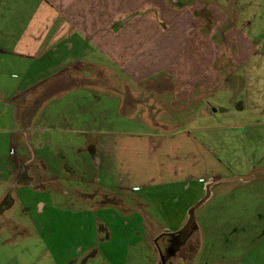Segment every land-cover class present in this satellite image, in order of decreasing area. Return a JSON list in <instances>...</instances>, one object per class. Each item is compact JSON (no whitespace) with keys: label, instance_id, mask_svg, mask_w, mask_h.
Masks as SVG:
<instances>
[{"label":"crops","instance_id":"obj_1","mask_svg":"<svg viewBox=\"0 0 264 264\" xmlns=\"http://www.w3.org/2000/svg\"><path fill=\"white\" fill-rule=\"evenodd\" d=\"M30 1L25 0L24 4ZM33 1L35 5L31 3L29 13H24V6L18 16L12 14L11 3L0 0V5H5L2 13L8 19L6 24H0V119L7 109L13 119L12 129L0 128V184L12 182V186L41 190L36 186L39 178H32L27 160L37 157L40 151L46 153L48 146L40 137L46 123L43 121L41 126V119L56 118L58 124L53 123L48 129L58 133L62 119L63 125L71 127H63V131L70 133L66 136L70 150L83 157L90 153V159L97 160L96 167L89 162V166L81 168V179L89 175L90 182L104 195H113L108 193V187L138 191V203L151 216V222L156 221L147 210L151 205L160 207L173 199L180 200V193H184L186 207H191L204 196L201 191L206 192L209 183L212 184L208 196L217 183L246 181L261 172L254 170L264 169L262 164L254 168L253 158L250 169L222 170L216 164L220 160L206 150L204 129L216 123L222 126L221 116L228 111V106L217 97L219 89L236 92L243 73H236L235 67L243 63L264 64V50L255 58V37L250 38L248 32L233 26L223 28L227 15L221 17L213 10L215 19L207 24L195 13L202 6L216 9L212 0H197L198 5L193 2V8H179L173 0ZM18 20L22 25L19 32L8 39L12 37L10 29H17ZM165 27L183 31L188 39L184 50L176 52L172 43L170 47L158 45L159 31ZM246 30L250 31V26ZM224 41L233 46L231 53H222ZM250 49L252 55L248 53ZM185 50L186 54H181ZM257 77L264 83V70ZM248 93L245 98L240 93L236 95L234 102L238 108L242 109L246 102H264V95ZM207 96H211L212 102H206ZM94 107L110 108L102 123L97 122ZM112 117L145 129L113 128ZM96 124H105L106 128L95 129ZM35 132L37 136L33 135ZM32 140L38 143V149L32 148ZM263 155L264 152L255 155V160L264 161ZM207 165L213 172H200ZM45 166L34 168L44 172ZM111 166L118 167V176L127 181L118 182ZM69 168L66 174L72 180L76 169L71 172V165ZM52 171L59 174L57 168ZM250 173L253 174L247 179L236 177ZM70 187L76 197L88 198L77 183H70ZM50 194L55 196L56 190ZM50 194L45 197L50 198ZM114 196L118 203L129 205L123 195ZM34 199L39 212L52 204V200L40 196ZM80 211L90 215L87 207ZM185 211L186 208L179 210L178 224L171 233L181 228ZM77 214L76 209L71 213ZM149 244L153 245V238ZM166 245L167 254L174 253V242ZM90 248L81 243L70 249L75 256L68 264H88L91 257L100 255L98 251L90 252Z\"/></svg>","mask_w":264,"mask_h":264},{"label":"rangeland","instance_id":"obj_2","mask_svg":"<svg viewBox=\"0 0 264 264\" xmlns=\"http://www.w3.org/2000/svg\"><path fill=\"white\" fill-rule=\"evenodd\" d=\"M7 1L11 3L12 14L18 16L19 9L25 6L24 13L27 14L31 3L35 5L33 0L26 5L25 0ZM173 1L179 8L186 6L193 8L195 3L198 5L197 0ZM211 2L216 4V9L202 6L197 8L195 13L202 16L207 24L215 19L213 10L221 17L227 15V22L223 24V28L233 26L245 33L248 32L250 38L255 37L254 42L257 46L255 58L258 59L264 50V0H212ZM4 8V4L0 5V24L3 25L8 20L2 13ZM21 26L18 20L15 27L17 29L12 27L10 29L12 37L7 38H15ZM249 26L250 31L246 30ZM175 29L176 27L161 29L158 45L170 47L172 43L176 52L182 50L188 39L182 30L179 32ZM228 43V41L223 42L224 54L233 51V46ZM189 50L187 49L188 52ZM248 53L252 55V50H248ZM181 54H186V50ZM263 66L261 62H253L252 66L243 63L235 67L236 73H243L236 92L233 93L232 90L230 94V91L221 88L217 94L219 100L228 106V111L221 116L222 126L218 123L207 125L209 127L204 131L207 133L206 148L208 149L206 150L220 160L216 164L221 165L222 170L250 169L253 158L256 166L254 168H259L261 164L264 166L261 158L255 160V155L264 152V102L258 105L246 102V106L242 109L234 102L239 93L243 98L247 92L249 95L258 93L263 97L264 83L257 80V74L264 70ZM244 73L250 78L246 79ZM206 102H212L211 96H207ZM109 109L101 110L99 107H94L93 113L97 114V122L104 121V113ZM111 112L113 115V111ZM2 114L0 128L3 126L8 130L12 129L13 119L10 110L7 109ZM55 120L41 119L39 123L41 126L44 124L43 121L46 123L44 125L46 130L42 131L40 137L48 147L46 153L39 152L45 156L41 158L38 154L37 157L33 156L27 160L28 166H31L32 178L34 180L39 178L36 186L41 190L38 192L31 186L27 188L16 184L12 186V182L0 184V264H68L75 256V252H69L70 249L81 243L85 246L90 245V252L98 251L100 254L91 257L87 261L88 264H108V262L113 264H264V173L257 172L246 181L232 179L229 182L213 185L211 195L195 206L191 213L188 211L190 206L186 207L187 200L184 193H180V200H174L172 197L171 202L160 207L151 205L147 210L156 220L151 222V216L143 212L144 206L138 203L140 198L135 194L138 191L128 189L119 191L115 189L117 187H108V190L106 189L108 193L123 195L129 203L122 205L115 196L104 195L99 191L90 182L89 175L81 179L83 175L80 174L81 168L89 166L90 163L96 167L97 160L90 159V153L88 157H83L70 150L69 141L66 139L70 133L67 129L63 131V127H71L63 125L60 119L62 123L59 127L60 131L53 133L48 128L53 123L58 124ZM110 122L113 128L145 129L135 123L114 120L113 117ZM225 122L230 125H225ZM33 125L36 126L35 123ZM215 126L216 130H214ZM98 128H106V125L96 124L95 129ZM214 133L215 135L212 136ZM33 135L37 136L36 132ZM31 145L32 148L38 149V143L36 145L33 140ZM70 165L71 172L76 169V177H71L72 180L69 179V174H66ZM34 166L38 168L45 166L47 169L41 172ZM52 168H57L59 174L54 173ZM110 169L118 182L127 181V178L118 176L121 171L118 167L111 166ZM204 170L209 174L214 169L207 165V168L206 166L200 168V172ZM102 173H99V176L103 175ZM221 173L228 174V172ZM70 183H77L81 193H88V198L76 197ZM54 190L56 194L51 197L50 193ZM48 193L50 198L45 197ZM204 193L203 189L201 196L205 195ZM36 196L42 197L43 200H52V204L43 206L39 212V205L34 199ZM74 203L75 206H72ZM83 207H87V212L90 211L89 216H86L85 211H80ZM185 208L184 219L180 223V227L187 224L184 232L178 230L174 234L171 233L178 224L179 210ZM74 209L78 211L76 216L71 215ZM90 217L92 219H89ZM183 237L185 238L182 241ZM152 238L153 245L149 244ZM172 241L175 245L174 253L167 254L164 245ZM177 243H179L178 247ZM168 257L172 258L167 261Z\"/></svg>","mask_w":264,"mask_h":264},{"label":"water","instance_id":"obj_3","mask_svg":"<svg viewBox=\"0 0 264 264\" xmlns=\"http://www.w3.org/2000/svg\"><path fill=\"white\" fill-rule=\"evenodd\" d=\"M255 171H261V172L264 173V169H261V168L254 170V172H255ZM252 174H253V173L246 174V175H237L236 177H237V178L247 179V178H249ZM211 184H212V183H209V184L206 186V192H205V195H204V196H203V197H202L197 203H195V204L189 209V213L192 212V210H193V208H194L195 206L199 205L203 200L206 199V197H207L208 194H209V186H210ZM186 225H187V224H186ZM186 225L183 226V227H181V228L179 229V232H184V229H185ZM183 238H185V237H183Z\"/></svg>","mask_w":264,"mask_h":264}]
</instances>
